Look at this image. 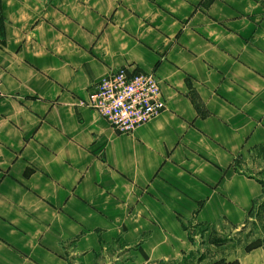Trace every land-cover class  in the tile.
Returning <instances> with one entry per match:
<instances>
[{
  "label": "crops",
  "instance_id": "crops-1",
  "mask_svg": "<svg viewBox=\"0 0 264 264\" xmlns=\"http://www.w3.org/2000/svg\"><path fill=\"white\" fill-rule=\"evenodd\" d=\"M0 8V264H264V0ZM121 67L130 133L79 102Z\"/></svg>",
  "mask_w": 264,
  "mask_h": 264
},
{
  "label": "built area",
  "instance_id": "built-area-1",
  "mask_svg": "<svg viewBox=\"0 0 264 264\" xmlns=\"http://www.w3.org/2000/svg\"><path fill=\"white\" fill-rule=\"evenodd\" d=\"M79 102L95 109L118 132L129 133L165 107L156 76L150 73L130 74L126 68L103 77L87 99Z\"/></svg>",
  "mask_w": 264,
  "mask_h": 264
},
{
  "label": "rangeland",
  "instance_id": "rangeland-1",
  "mask_svg": "<svg viewBox=\"0 0 264 264\" xmlns=\"http://www.w3.org/2000/svg\"><path fill=\"white\" fill-rule=\"evenodd\" d=\"M120 69H123V67H121ZM119 69V70H120ZM127 70V69H126ZM129 73V72H128ZM132 73H134V72H132ZM132 73H130V74H132ZM136 73V72H135ZM139 73H150V74H154L155 76H156V73L155 72H139ZM156 78H157V76H156ZM158 79V78H157ZM159 80V79H158ZM159 82V81H158ZM87 99V98H86ZM86 99H80V101L82 100V101H84V100H86ZM120 263V262H119Z\"/></svg>",
  "mask_w": 264,
  "mask_h": 264
},
{
  "label": "trees",
  "instance_id": "trees-1",
  "mask_svg": "<svg viewBox=\"0 0 264 264\" xmlns=\"http://www.w3.org/2000/svg\"><path fill=\"white\" fill-rule=\"evenodd\" d=\"M3 14H2V11H1V8H0V27L2 28L3 27Z\"/></svg>",
  "mask_w": 264,
  "mask_h": 264
},
{
  "label": "bare ground",
  "instance_id": "bare-ground-1",
  "mask_svg": "<svg viewBox=\"0 0 264 264\" xmlns=\"http://www.w3.org/2000/svg\"><path fill=\"white\" fill-rule=\"evenodd\" d=\"M2 94H3V91H2ZM110 123V122H109ZM111 125V124H110ZM112 126V125H111Z\"/></svg>",
  "mask_w": 264,
  "mask_h": 264
}]
</instances>
